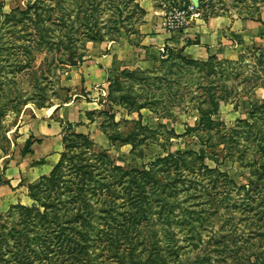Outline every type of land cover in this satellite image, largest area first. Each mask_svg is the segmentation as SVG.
Here are the masks:
<instances>
[{
    "label": "rangeland",
    "instance_id": "1",
    "mask_svg": "<svg viewBox=\"0 0 264 264\" xmlns=\"http://www.w3.org/2000/svg\"><path fill=\"white\" fill-rule=\"evenodd\" d=\"M192 3L204 20L260 22L264 11V0H0V183L27 151L18 132L33 111L73 99L88 43L163 28ZM256 89L254 45L234 60L168 53L119 74L87 115L93 136L61 122L59 174L0 215V264H264V107L240 104ZM229 103L230 118H205Z\"/></svg>",
    "mask_w": 264,
    "mask_h": 264
},
{
    "label": "crops",
    "instance_id": "2",
    "mask_svg": "<svg viewBox=\"0 0 264 264\" xmlns=\"http://www.w3.org/2000/svg\"><path fill=\"white\" fill-rule=\"evenodd\" d=\"M260 19V22H253L229 17L199 18L180 32H167L156 26L155 29L142 30L129 39L88 43L80 74L72 73L71 83L68 84L72 87L73 99L61 105L36 109L33 111L34 120L26 128L19 129L21 142H35L34 139L42 142L33 144L31 153L23 158L13 156L5 163L2 179L6 183H0V215L15 204L28 205L27 187L50 174L59 163L61 122H86L85 131L93 136L91 128L95 123L87 120V115L100 108L101 98L106 95L112 79L119 74L128 75L134 69L152 70L163 61L168 51L180 53L189 61L207 62L212 59L234 60L242 49L250 45L264 48V11ZM82 91L85 95H81ZM263 101L264 90L256 89L240 104L247 106L245 112H254L262 107ZM235 105L219 106L213 118L225 121L230 117L222 114L223 109L234 111ZM195 125L198 126L199 121ZM6 158L0 150V162Z\"/></svg>",
    "mask_w": 264,
    "mask_h": 264
},
{
    "label": "built area",
    "instance_id": "3",
    "mask_svg": "<svg viewBox=\"0 0 264 264\" xmlns=\"http://www.w3.org/2000/svg\"><path fill=\"white\" fill-rule=\"evenodd\" d=\"M200 18L197 6L189 4L184 8L174 10L165 18L163 28L167 32H180L189 27V25Z\"/></svg>",
    "mask_w": 264,
    "mask_h": 264
},
{
    "label": "trees",
    "instance_id": "4",
    "mask_svg": "<svg viewBox=\"0 0 264 264\" xmlns=\"http://www.w3.org/2000/svg\"><path fill=\"white\" fill-rule=\"evenodd\" d=\"M168 53L171 54V53H174V52L168 51L167 54H168ZM123 75L125 76V74H123ZM263 107H264V101H263V104H262V107H261V108H263ZM217 110H218V107H215L213 111L209 112V114H208L207 116H205V118H207L208 120L211 121L212 117H214V116L216 115ZM202 120H203V119H201V121H200V125H201V123H202ZM61 124H62V123H61ZM63 125H65V126H67V127H70V128L75 127V125H71V124H63ZM77 125H78V124H77ZM77 125H76V126H77ZM75 137L78 138V139H85V142H87L88 144H91V141H90V139H89V136H85V137H84V136H75ZM31 145H32V142H31L30 140L26 142V146H25V148L27 149V151H25V152L23 153V155H26V154L30 153L29 151H30V147H31ZM63 158H64V156L62 155V156L60 157V161H59V163L53 168L52 172L50 173V174H52V177L57 176V175L59 174V170H60V168H61L62 165H63ZM44 179H45V176L43 177V180H44ZM31 198H32V197H31ZM33 201L37 202L34 198H33ZM41 207H43V206H41ZM31 209H32V208H30V209H25V211H27V213L30 215L32 211H29V210H31ZM34 213H36V212H34ZM37 213H39V211H38ZM44 215H46V212H44L43 215H42L41 213H39V216H40V217H41V216H44Z\"/></svg>",
    "mask_w": 264,
    "mask_h": 264
},
{
    "label": "water",
    "instance_id": "5",
    "mask_svg": "<svg viewBox=\"0 0 264 264\" xmlns=\"http://www.w3.org/2000/svg\"><path fill=\"white\" fill-rule=\"evenodd\" d=\"M192 4H194L195 6H198L197 4H195V3H192Z\"/></svg>",
    "mask_w": 264,
    "mask_h": 264
}]
</instances>
